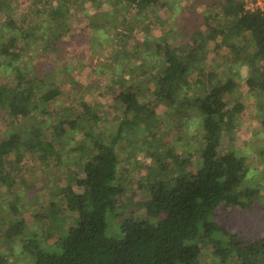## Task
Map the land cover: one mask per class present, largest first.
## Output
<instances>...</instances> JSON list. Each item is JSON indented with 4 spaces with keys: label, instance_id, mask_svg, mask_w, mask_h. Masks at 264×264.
I'll use <instances>...</instances> for the list:
<instances>
[{
    "label": "trees",
    "instance_id": "16d2710c",
    "mask_svg": "<svg viewBox=\"0 0 264 264\" xmlns=\"http://www.w3.org/2000/svg\"><path fill=\"white\" fill-rule=\"evenodd\" d=\"M76 1L79 0H73ZM158 1L126 0V3L141 8ZM13 2L0 0V13L5 17L0 23V65L5 64L4 68H9L13 75L10 82L0 83V120L8 124L14 123L17 117H27L34 112L44 114L49 102L64 94L56 79L64 71V65L59 68L52 64L62 61L61 52L65 48L60 44L64 43L63 35L71 27L67 0H55L56 3L47 0L43 10L36 9L41 18L34 21L22 17L21 22L15 17ZM113 2L116 5L121 0ZM225 2L229 4L231 23L225 25L223 31L214 30L213 36L220 34L222 38L221 34L233 29L230 36L235 37L238 35L235 28L239 27L255 47L254 55L264 60V11L244 10L236 0ZM139 8L132 23L122 18L125 32H132L139 24H144L146 15L140 16ZM154 45L156 52L162 55L160 67L148 75L146 69L140 73L128 69L125 70L129 75L126 80L113 78L118 88L116 97L123 111L115 129L101 123L103 117L98 112L97 102L80 101L74 106L71 101L64 109V122L73 130L80 128L90 152L85 159L74 163L73 168L79 173L69 172L73 178L69 177L68 183L60 188L57 200L50 202L46 212L35 215L45 231L33 232L20 239L23 249L32 258V264H191L203 258L204 250L210 248L221 264H226L228 257L234 264H264V237L245 241L230 233L217 220V214L226 207L246 209L259 196L256 188L238 187L239 179L247 172L245 157L233 150H218L223 135L233 132L245 108L242 101L227 97L237 86L235 75L232 73L224 81L219 80L213 69L201 72L200 77L190 81V67L196 63L190 53L195 47H191L188 53L181 46L165 42H155ZM215 46L219 48L221 43ZM26 55L38 61L43 59L52 67L49 73L42 75L22 67ZM126 55L118 54V60L124 63ZM228 67L234 71L231 65ZM197 68L194 67L196 72ZM249 68L246 83L259 102V110L264 111V64L259 66L253 62ZM68 81L66 78V83ZM152 81L155 84L150 87ZM70 83L78 84L73 80ZM195 85L200 92L193 90L189 93ZM149 96L153 97L154 103L157 99L169 106L179 104L183 112L181 118L184 112L199 117L198 160L195 162L190 156L185 157L172 174L154 172L144 177L139 187L148 188L149 196L137 205L145 210L146 216L120 219L117 230L110 232V212L118 206L117 200L126 192L127 185L119 169L117 149L119 144L124 145L121 140L126 131L134 128V120L127 118L129 113H133L135 120L140 114L148 118L154 114L149 107L152 102ZM23 132V127L0 132V186L5 187L2 192L14 193L16 188L26 187L27 194L35 188L29 172L42 157L45 142L38 128H30L26 137ZM9 154H14L15 164L6 158ZM24 154L27 157H23ZM22 158L30 163L25 164ZM3 164L10 170L3 172ZM18 164H22L26 171L21 173ZM24 174H28L31 181L24 180ZM13 195L12 200L0 198L6 201L7 211L17 217L3 228L8 237L23 230L17 206L18 193ZM65 211L75 219L66 230L62 217ZM55 230L60 231V236L45 248L42 242ZM6 262L7 258L0 253V264Z\"/></svg>",
    "mask_w": 264,
    "mask_h": 264
},
{
    "label": "rangeland",
    "instance_id": "374dc122",
    "mask_svg": "<svg viewBox=\"0 0 264 264\" xmlns=\"http://www.w3.org/2000/svg\"><path fill=\"white\" fill-rule=\"evenodd\" d=\"M44 1L14 0L16 13H13L18 22H21L22 17L34 21L41 18L36 9L43 10L47 0L45 3ZM65 3L69 5L71 27L63 35L64 43L60 44L65 48V51L61 52L62 61L52 64L53 67L59 68L64 65V71L56 77L58 84L64 89V94L50 101L44 114L34 112L27 117H17L12 124L0 120L1 133L23 127V137H26L29 135V129L35 127L39 129L45 142L42 157L29 172L35 184L33 190L26 194V187H18L16 192L13 188L14 193H7L2 192L5 187L0 186V198L12 200L13 194L18 193L17 206L23 221V230L19 234L14 237L6 236L3 228L17 217L7 211L6 201L0 200V253L7 258L6 264H32V258L23 249L20 239L33 232L45 231H42L41 221L36 216L46 212L50 202L57 200L60 188L68 183L69 177L73 178L69 172L79 173L76 168L74 170V163L85 159L90 152L87 151L88 143L83 139L80 128L73 130L64 122V109L71 101L74 106H78L80 101L93 104L97 102L98 112L103 117L101 123L115 129L121 121L123 111L116 97L118 88L114 79L122 77L126 80L129 75L125 70L128 69L134 73V69L139 73L146 69L148 75L156 67H160L163 60L162 55L156 52L155 42L181 46L188 53L191 47H195L190 53L192 60L196 61L190 67V81L200 77L201 72L213 69L219 80L224 81L232 73L235 75L237 86L227 97L242 101L245 108L233 132L223 135L218 150H233L245 157L247 172L239 179L238 187L256 188L259 196L253 199L249 208L226 207L217 214V220L225 225L230 233L245 241L262 239L264 111L259 110V102L251 94L246 78L250 72L249 65L256 62L262 66L264 60L259 55H254L255 47L247 39V33L239 27L235 28L238 33L235 37L230 36L233 29L221 34L222 38L220 34L213 36L214 30L223 31L222 28L231 23L229 4L225 0H160L157 4L139 8L136 5L129 6L126 0H121L116 5L113 0H67ZM138 8L142 13L140 16L146 15L143 18L144 24H139L132 32H125L121 25L122 18L132 23ZM4 18L0 13V23ZM204 19L209 22L210 27ZM218 42L221 46L216 48ZM122 53L127 54L123 59L124 63L117 57ZM4 65H0V83L10 82L13 78L10 69H5ZM228 65L234 68L233 72ZM195 66L198 67V73L194 70ZM22 67L31 68L42 75L48 74L52 68L43 59L38 61L27 55ZM66 78L78 84L69 85ZM154 84L152 81L150 87ZM193 88L189 93L193 90L200 92L196 85ZM149 97L152 100L149 107L153 109L154 114L151 118L140 114L135 120L133 113H129L127 118L134 120V128L126 131V136L121 140L124 145L119 144L117 149L120 158L119 169L127 185L126 192L117 200L118 206L110 212V232L117 230L120 219L146 216L145 210L137 205L149 196L148 188L139 187V182L143 181L144 177L154 172L160 175L172 174L179 161L185 157L190 156L195 162L198 160L197 149L201 135L199 117L194 113L186 115L184 112L185 115L181 118L183 112L180 111L179 104L169 106L157 99V103H154L153 97ZM23 157L27 155L24 154ZM6 158L15 164L14 154H9ZM21 161L27 165L30 163L24 158ZM3 168V172L10 170L5 164ZM18 168L21 173L25 170L22 164H18ZM23 178L31 181L28 174H24ZM62 217L65 230L75 223L74 217L67 211ZM58 236L60 231L55 230L42 245L48 248ZM215 257L213 248L205 249L203 258L191 264H216L219 260ZM226 264H234V261L228 257Z\"/></svg>",
    "mask_w": 264,
    "mask_h": 264
},
{
    "label": "built area",
    "instance_id": "2783aa9c",
    "mask_svg": "<svg viewBox=\"0 0 264 264\" xmlns=\"http://www.w3.org/2000/svg\"><path fill=\"white\" fill-rule=\"evenodd\" d=\"M242 4L244 10H255L259 9L264 11V0H236Z\"/></svg>",
    "mask_w": 264,
    "mask_h": 264
}]
</instances>
